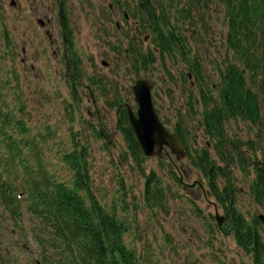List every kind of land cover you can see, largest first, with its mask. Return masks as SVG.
<instances>
[{"label": "rangeland", "instance_id": "374dc122", "mask_svg": "<svg viewBox=\"0 0 264 264\" xmlns=\"http://www.w3.org/2000/svg\"><path fill=\"white\" fill-rule=\"evenodd\" d=\"M63 1L71 37L67 47L69 65L63 56L59 0H0V76H10L11 81L6 88L0 86V108L10 115L7 121L13 137L18 136L15 123L19 120L25 125L23 138L29 141L23 148L25 165L9 166L15 173L14 182L7 180L11 176L2 174L15 200L5 207L0 187V264H33L36 260L57 264V249L43 242L49 228L28 209L29 189L24 187L26 180H39L40 171L56 182H70L74 171L63 158L82 144L87 146L91 190L99 204L114 209L117 221L124 224L123 242L135 253L137 263L253 264L251 254L238 246L230 230L226 220L229 204L215 200L207 180L194 169L187 154L185 159L177 160L166 149L138 165L116 128L117 107L108 105L117 96L136 111L131 86L140 75L150 78L152 99L164 125L173 131L180 115L191 153L207 147L222 167L224 163L204 132L199 113L188 111V94L198 98L192 79H180V72L188 74V68L180 59L165 55L164 62L173 75L170 78L159 54L148 70L136 75L128 47L152 50L153 40H143L147 29L141 39L135 38V19L124 22L116 0ZM187 1L154 0L156 18L163 10L173 30L185 38L192 55L201 63L206 82L215 88L219 70L224 68L220 58L226 53L223 9L211 3L207 8H193L186 19L181 7ZM102 60L107 67L102 66ZM12 86L18 90H10ZM259 103V126L229 120L226 133L229 140L241 146V156L233 152V163L228 164L236 191L234 210L249 222L254 216L262 218L258 229L264 242V208L250 189L254 169L251 164L245 169L239 165L240 158L256 165L264 163V97ZM197 107L200 111L201 106ZM3 169L0 165V174ZM151 174L162 192L161 198L153 202L144 195ZM225 182L219 178V187ZM217 216L225 219L223 229L216 222Z\"/></svg>", "mask_w": 264, "mask_h": 264}, {"label": "trees", "instance_id": "16d2710c", "mask_svg": "<svg viewBox=\"0 0 264 264\" xmlns=\"http://www.w3.org/2000/svg\"><path fill=\"white\" fill-rule=\"evenodd\" d=\"M211 3L223 9L227 29L226 53L220 58V65L222 64L224 68L221 71L219 70L221 66L217 65L220 75L215 88L214 85L206 82L201 63L198 62L195 54L192 55L193 50L191 51L185 38L172 30L171 23L166 20L163 10L159 9L161 14L156 18V11L152 7L154 1L143 4L148 19L139 18L141 26L152 28L154 47L152 50L142 51L130 45L128 51L134 58L133 71L138 76L140 72L148 70L149 65L156 61L155 58L159 57V54L160 62L170 78H173V75L164 62L165 55H169L172 59H180L190 73H195L194 84L198 88V98L191 92L188 94V111L192 114L199 113L201 126L212 141L218 157L224 163L223 166L221 167L211 157L207 147L191 153L186 144L188 136L186 127L182 125L183 120L180 115H178L179 121L173 125V131L177 133L186 149L194 169L199 170L207 180L215 200L229 204L227 222L234 234L235 242L251 254L253 264H264V242L258 229L262 220L254 216L252 222L246 221L234 210L236 191L229 178L228 164L233 163V158L230 157L233 152L237 157L241 156V146L229 140L226 133L229 120L239 119L260 125L259 101L264 97V0H197L196 3L194 0H188L181 7V12L186 14L187 19L194 6L197 9L202 6L207 8ZM72 66L76 70L75 64ZM180 73L183 82L189 81V74H184L182 71ZM9 78L10 76L5 78L0 76V86L6 88L11 85ZM89 81L95 83L92 79ZM10 90L18 89L12 86ZM197 104L201 106L200 111ZM108 105L117 107L116 127L122 133L130 154L139 165L144 157L128 122L122 100L115 96ZM8 118L10 115L0 108V165L4 168L0 174V187L5 207L7 204L10 206L15 198L10 195L11 187L6 179H3L2 174L11 176L7 180L14 182L15 173L9 166L25 165L26 154H23V148L29 143L23 138L24 123L19 120L15 123L18 136L13 137ZM99 135L102 137L101 128ZM33 143L35 145V142ZM86 152L87 146L82 144L80 149H75L64 156L65 163L74 171L70 182H56L41 171L39 180H26L24 188L29 189L28 209L37 218L44 220V226L49 228L47 233H44L43 242L57 249V264H140L137 263L135 253L123 242L126 230L124 224L117 221L114 209L107 210L99 204L91 190ZM248 162L240 158V168L245 169L248 165H252L255 180L250 184V189L255 201L264 208V163L256 165L253 161ZM173 176H176L175 172ZM219 178L226 179V184L222 187H219ZM156 180L154 174L147 178L144 193L147 201L153 202L161 198L162 192ZM176 180L179 181L177 176ZM44 259L50 261L46 256ZM45 264L49 263L45 262Z\"/></svg>", "mask_w": 264, "mask_h": 264}, {"label": "water", "instance_id": "95a60500", "mask_svg": "<svg viewBox=\"0 0 264 264\" xmlns=\"http://www.w3.org/2000/svg\"><path fill=\"white\" fill-rule=\"evenodd\" d=\"M14 2L11 1V5ZM39 23L42 24L41 21ZM104 66L108 63L102 61ZM153 82L150 78L140 75L131 87L136 111L125 104L128 122L134 132L140 152L144 158L158 157L168 149L176 155L177 160L185 158V150L175 131L171 132L161 121L152 99ZM223 217H216L218 225H222ZM40 264V263H37Z\"/></svg>", "mask_w": 264, "mask_h": 264}, {"label": "flooded vegetation", "instance_id": "af4514ba", "mask_svg": "<svg viewBox=\"0 0 264 264\" xmlns=\"http://www.w3.org/2000/svg\"><path fill=\"white\" fill-rule=\"evenodd\" d=\"M153 1L152 0H137V2H135V4H131V3L129 4L127 1H122L121 2V0H116V2L119 3V5L116 6V7L122 12L123 21L124 22H127V21L129 22L130 18H134L135 19L134 20V25H135V28H134V32H135L134 35L135 36L134 37L137 38V39H141L142 34L145 33V29H147V34H146V36H144L143 40H147L148 38L150 40H154V36L152 35V28H150L148 26H141V23H140V20H139L140 17H146L148 19L149 16L146 14L143 4H144V2L153 3ZM194 1H195V3L197 2V0H194ZM180 5H182V4H180ZM152 7H154V6H152ZM110 8H111V5H110ZM194 8L197 9V7H195V6H194ZM63 9H64V1L63 0H61V1L59 0V11H58V13H59V23H60V27H61V37H62V40H63V43H64V48H65L63 56H64V60L66 61V64L69 65L68 62L70 61V59L68 58L67 47H68V45H71V42L69 43L71 37H70L69 32H68L67 19H66V16H65V13H64ZM117 27H118V25H117ZM173 29H174V27L172 26V30ZM134 37H128V39L129 40L135 39ZM49 38L51 39L50 35H49ZM102 61H104V60H102ZM102 61H101V64H102ZM102 66H104V65L102 64ZM107 66H104V67H107ZM188 74H189V79L190 80L192 79V81H191L192 85L191 86L193 87V85H194L196 87V85L194 84L195 83L194 82L195 81V76H194L195 73L192 74V73L188 72ZM70 77H75V76L70 75ZM197 91H198V88H197ZM123 107L125 108V104H123ZM102 137H103V133H102ZM183 149H184V146H183ZM184 150H185V153H186V149H184ZM185 157H186V154H185ZM226 215H227V212H226ZM226 220H227V217H226ZM37 263L43 264V262H41L39 260H36L33 264H37Z\"/></svg>", "mask_w": 264, "mask_h": 264}]
</instances>
